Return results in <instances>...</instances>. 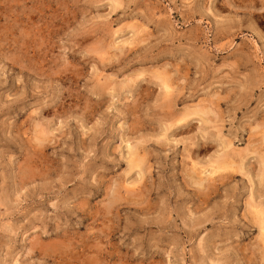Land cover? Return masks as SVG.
Instances as JSON below:
<instances>
[{
  "label": "rangeland",
  "instance_id": "1",
  "mask_svg": "<svg viewBox=\"0 0 264 264\" xmlns=\"http://www.w3.org/2000/svg\"><path fill=\"white\" fill-rule=\"evenodd\" d=\"M263 213L264 0H0V264H264Z\"/></svg>",
  "mask_w": 264,
  "mask_h": 264
},
{
  "label": "bare ground",
  "instance_id": "2",
  "mask_svg": "<svg viewBox=\"0 0 264 264\" xmlns=\"http://www.w3.org/2000/svg\"><path fill=\"white\" fill-rule=\"evenodd\" d=\"M136 151V150H135ZM135 153V152H134ZM218 159V158H217ZM223 163V162H222ZM139 164V163H138ZM135 165V164H134ZM218 167V166H217ZM222 167V166H221ZM196 182V181H195ZM260 214V213H259ZM261 215H263V217H264V213L263 214H261ZM263 222V224H264V220L262 221ZM262 224V225H263ZM264 228V227H263ZM263 228H262V230H263Z\"/></svg>",
  "mask_w": 264,
  "mask_h": 264
}]
</instances>
